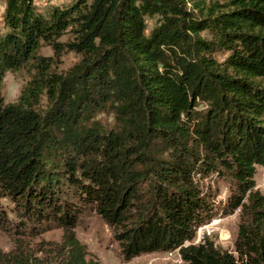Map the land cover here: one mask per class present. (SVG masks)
Instances as JSON below:
<instances>
[{"label":"trees","instance_id":"16d2710c","mask_svg":"<svg viewBox=\"0 0 264 264\" xmlns=\"http://www.w3.org/2000/svg\"><path fill=\"white\" fill-rule=\"evenodd\" d=\"M4 1L0 192L16 202L21 227L63 232L43 255L22 241L0 250V264H101L75 232L85 205L125 259L177 248L174 264H264L255 180L264 165V0H76L47 13L34 0ZM43 44L80 58L58 72ZM25 65L34 73L5 102V71ZM99 110L115 124L102 125ZM213 173L231 186L222 213L239 210L231 250L208 236L192 241L216 213L204 183Z\"/></svg>","mask_w":264,"mask_h":264},{"label":"rangeland","instance_id":"374dc122","mask_svg":"<svg viewBox=\"0 0 264 264\" xmlns=\"http://www.w3.org/2000/svg\"><path fill=\"white\" fill-rule=\"evenodd\" d=\"M38 10L47 13L53 5H68L76 0H34ZM5 1L0 0V30L5 29L3 22V11ZM155 21V17L147 16V25L150 28ZM207 35V31H203ZM71 36L70 31H65L60 40H66ZM39 52L43 55H50L55 58L53 69L63 72L73 65L79 58L80 54L65 50L59 56L54 55V51L50 45L43 44ZM224 55H218L222 59ZM34 73L33 69H29L28 65L22 66L16 70H7L4 73L1 93L5 102L17 99L21 89ZM47 105V97L43 94L38 103V109H43ZM102 125L113 126L116 122L113 113L106 110H99L95 113ZM256 187L264 193V165L257 166L255 174ZM205 185H209L211 191L214 192V211L215 215L206 223L200 225L193 242L201 241L204 236L214 241L216 246L227 249L234 248V240L237 233L239 221V210L236 209L230 213H222L221 206L227 199L230 192V183L216 174H211L204 178ZM0 250L9 251L13 249L19 242H23L25 248H31L38 255L49 252L54 241L59 242L63 232L62 227L55 224L48 228L38 225L37 223L26 222L25 227H21L25 217L19 214L16 202L7 194L0 192ZM18 228V229H17ZM21 228H24L21 231ZM77 237L86 244L88 256L97 257L101 264H174L180 262L181 258L178 249L171 250H155L152 252L140 253L129 259H125L120 253L119 245L114 240L112 230L101 216L90 205H85L79 219L75 225ZM189 242V241H187ZM42 248V249H41Z\"/></svg>","mask_w":264,"mask_h":264}]
</instances>
